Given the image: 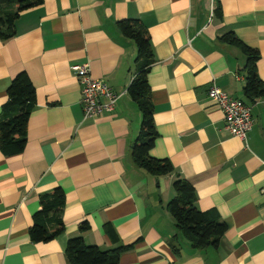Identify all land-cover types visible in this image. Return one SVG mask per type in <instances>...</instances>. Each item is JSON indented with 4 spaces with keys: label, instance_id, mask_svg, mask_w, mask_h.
<instances>
[{
    "label": "crops",
    "instance_id": "1",
    "mask_svg": "<svg viewBox=\"0 0 264 264\" xmlns=\"http://www.w3.org/2000/svg\"><path fill=\"white\" fill-rule=\"evenodd\" d=\"M123 19L139 20L149 35L157 132L149 154L170 161L166 175L135 167L130 155L141 112L127 90L136 46L116 27ZM14 30L0 40V109L20 71L34 86L35 105L22 152L0 151V264H71L65 247L77 236L103 250L130 245L117 264H264V97H244L246 56L221 38L232 33L257 50L264 83V0H42L19 13ZM82 63L119 95L109 112L83 117L71 70ZM212 84L251 106L244 140L224 128L207 95ZM177 179L193 187L199 210L213 209L225 223L216 247L174 242L166 203ZM54 187L65 195L63 231L32 242L38 196Z\"/></svg>",
    "mask_w": 264,
    "mask_h": 264
},
{
    "label": "trees",
    "instance_id": "2",
    "mask_svg": "<svg viewBox=\"0 0 264 264\" xmlns=\"http://www.w3.org/2000/svg\"><path fill=\"white\" fill-rule=\"evenodd\" d=\"M42 0H0V40L5 41L15 34L14 23L19 13L38 5ZM119 32L133 41L136 46V75L128 86V93L136 101L141 112V123L137 138L130 147V155L135 167L153 176L166 175L172 171V165L166 158H156L149 154L157 136L152 119V104L146 75L153 54L146 28L137 19H123L116 22ZM224 41L237 44L246 56L243 66L245 84L242 88L244 97L252 102L264 97V83L256 72L258 52L241 42L232 33L221 37ZM35 105V90L28 75L20 71L11 78L6 89V101L0 109V151L8 156L22 152L26 142V125L31 110ZM175 195L166 203V209L174 220L176 229L173 235L184 237L192 248L203 249L216 247L223 235L226 225L213 210H199L195 205L193 187L184 180L172 183ZM39 207L32 214V225L28 236L32 242H46L63 231L61 212L65 195L61 187L38 196ZM89 229L83 221L80 231ZM109 238L117 241V234L110 224L104 227ZM119 246L103 250L95 245H86L80 236L69 238L65 254L71 264H117L119 254L129 248ZM178 250V249H177Z\"/></svg>",
    "mask_w": 264,
    "mask_h": 264
},
{
    "label": "built area",
    "instance_id": "3",
    "mask_svg": "<svg viewBox=\"0 0 264 264\" xmlns=\"http://www.w3.org/2000/svg\"><path fill=\"white\" fill-rule=\"evenodd\" d=\"M71 70L81 83L80 103L83 117L109 112L119 95L112 92L103 81L91 77L88 63L72 65ZM207 95L222 112L224 128L231 135L244 140L252 125L251 106L228 96L214 84L209 87Z\"/></svg>",
    "mask_w": 264,
    "mask_h": 264
}]
</instances>
